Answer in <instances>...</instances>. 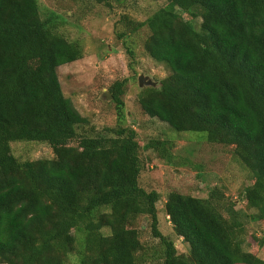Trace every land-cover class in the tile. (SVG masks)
<instances>
[{"label": "trees", "instance_id": "trees-1", "mask_svg": "<svg viewBox=\"0 0 264 264\" xmlns=\"http://www.w3.org/2000/svg\"><path fill=\"white\" fill-rule=\"evenodd\" d=\"M167 1L132 29L149 28L146 52L171 70L160 89L142 91L141 108L177 132L236 146L254 177L244 199L252 220L263 222L264 0ZM177 13L201 18L200 31ZM65 23L42 17L39 0H0V264H70L71 255L76 264H138L141 217L160 240L155 264H264L244 250L232 212L226 218L209 199H166L187 255L161 233L160 194L140 186L136 131L79 133L88 119L64 95L58 68L82 59L83 46L60 33ZM122 88L110 89L119 105ZM15 142L47 143L55 158L20 161Z\"/></svg>", "mask_w": 264, "mask_h": 264}, {"label": "rangeland", "instance_id": "rangeland-1", "mask_svg": "<svg viewBox=\"0 0 264 264\" xmlns=\"http://www.w3.org/2000/svg\"><path fill=\"white\" fill-rule=\"evenodd\" d=\"M39 4L42 17L54 13L65 18L60 33L83 46L82 59L58 68L64 95L88 119L79 133L97 135L120 128L136 131L143 167L140 186L160 194L157 207L161 233L175 243L180 254L187 255L188 244L177 237L166 215V199L171 192L209 199L226 218L232 212L231 217L242 227L244 250L264 260V221L252 220L255 211L244 199L245 190L254 183L246 157L236 146L210 143L206 133L173 130L148 117L139 103L142 91L147 87L160 89L171 70L146 52L149 28L132 29L136 22H146L166 8L168 1L112 0L106 6L91 0H39ZM176 17L200 31L201 18L186 13H177ZM141 76L153 85L141 87ZM116 83H123L121 105L110 92ZM153 142L157 150L149 148ZM11 148L20 161L55 158L53 147L47 143L15 142ZM135 227L144 246L138 264H155L160 257V240L154 238L149 219L141 217ZM69 262L76 264V257L71 255Z\"/></svg>", "mask_w": 264, "mask_h": 264}, {"label": "water", "instance_id": "water-1", "mask_svg": "<svg viewBox=\"0 0 264 264\" xmlns=\"http://www.w3.org/2000/svg\"><path fill=\"white\" fill-rule=\"evenodd\" d=\"M139 84H140L141 87H143V86H151V85H153V83H152L151 81H146V78H145L144 76H141V77L139 78ZM107 98H108V97H107Z\"/></svg>", "mask_w": 264, "mask_h": 264}]
</instances>
